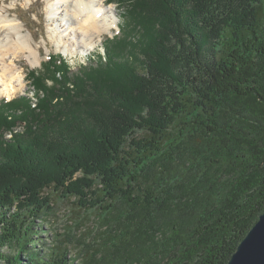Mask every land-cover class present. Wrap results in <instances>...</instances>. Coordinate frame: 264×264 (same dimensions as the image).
Returning <instances> with one entry per match:
<instances>
[{"label":"trees","instance_id":"16d2710c","mask_svg":"<svg viewBox=\"0 0 264 264\" xmlns=\"http://www.w3.org/2000/svg\"><path fill=\"white\" fill-rule=\"evenodd\" d=\"M117 1L95 61L0 101V264H77L38 236L55 193L102 212L79 264H228L264 213V0Z\"/></svg>","mask_w":264,"mask_h":264},{"label":"rangeland","instance_id":"374dc122","mask_svg":"<svg viewBox=\"0 0 264 264\" xmlns=\"http://www.w3.org/2000/svg\"><path fill=\"white\" fill-rule=\"evenodd\" d=\"M47 2V0H0L2 7L12 9L11 16L13 18H16L17 15L21 19L24 32L33 36V43L38 49L37 52H39V64L36 67L30 66L29 59L26 56L17 59V67L25 77L24 87L13 92L12 96L4 92L0 95V101L4 99L11 100L26 93H30L33 96L34 90L30 82L29 73L31 70L41 69L42 64L48 60L47 58L50 54L63 56L74 72L80 66L87 65L89 59L95 61L99 54L104 52V47L109 45V38L120 35V27H125L128 20L127 14L130 11L128 5L118 4L117 0H106L108 6L115 7L118 27L115 26L110 31L102 34L101 37H96L95 46L92 50L83 53L82 51H77L74 54H70L65 52L64 45L58 47L59 44L50 38L54 30L64 31L67 26H63L69 21L67 17H61L53 12L52 7ZM52 16L55 18L59 17V20L54 23ZM64 17L65 21L62 22L61 19ZM21 130L22 128L19 127L15 132H21ZM7 138L11 139L12 134H8ZM53 199V209L45 215L46 219L43 229L39 230L38 236L41 241L47 243L50 247L62 246L68 248L70 256L76 259L77 264L91 258L94 259V263L100 262L101 253L98 249L105 239L104 229L100 226L103 217L101 215L102 212L100 213L97 209L81 212L75 198L68 199L66 195L55 193L53 194ZM36 222L41 225L42 219H37Z\"/></svg>","mask_w":264,"mask_h":264},{"label":"bare ground","instance_id":"6f19581e","mask_svg":"<svg viewBox=\"0 0 264 264\" xmlns=\"http://www.w3.org/2000/svg\"><path fill=\"white\" fill-rule=\"evenodd\" d=\"M47 1L53 12L67 17L69 21L63 26H67L64 31L54 30L50 36L52 41L59 44L58 47L64 45L66 53L90 51L95 46L96 37L118 27L115 7L108 6L106 0ZM11 15L12 9L0 4V95L6 92L9 96L24 87L25 77L17 67V59L26 56L30 66L39 64V52L33 43V36L24 32L22 21L17 15L16 18ZM65 17L60 18L62 22ZM58 18L52 16L54 23Z\"/></svg>","mask_w":264,"mask_h":264},{"label":"water","instance_id":"95a60500","mask_svg":"<svg viewBox=\"0 0 264 264\" xmlns=\"http://www.w3.org/2000/svg\"><path fill=\"white\" fill-rule=\"evenodd\" d=\"M228 264H264V213L242 240Z\"/></svg>","mask_w":264,"mask_h":264}]
</instances>
